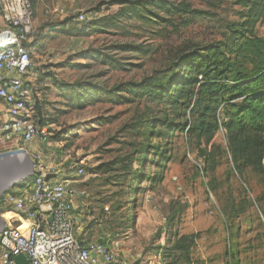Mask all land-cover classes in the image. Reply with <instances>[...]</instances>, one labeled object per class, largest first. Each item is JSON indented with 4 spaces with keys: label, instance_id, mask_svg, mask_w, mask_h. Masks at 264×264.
Listing matches in <instances>:
<instances>
[{
    "label": "rangeland",
    "instance_id": "374dc122",
    "mask_svg": "<svg viewBox=\"0 0 264 264\" xmlns=\"http://www.w3.org/2000/svg\"><path fill=\"white\" fill-rule=\"evenodd\" d=\"M164 1L175 27L153 17L168 18L151 0H31L24 84L51 158L85 193L73 234L111 240L116 264H264V169L235 168L222 130L190 139L181 99L138 95L149 84L175 92L185 50L226 39L242 2ZM254 33L264 36V20ZM109 90L130 100L95 101Z\"/></svg>",
    "mask_w": 264,
    "mask_h": 264
},
{
    "label": "trees",
    "instance_id": "16d2710c",
    "mask_svg": "<svg viewBox=\"0 0 264 264\" xmlns=\"http://www.w3.org/2000/svg\"><path fill=\"white\" fill-rule=\"evenodd\" d=\"M241 2L243 11L237 22L228 25L226 39L185 50L186 54L176 63L185 75L175 92L170 93L167 87L151 90L149 84L138 85V95L152 99L159 95L161 100L170 102L181 99L189 117L183 130L190 139H212L222 130L226 151L234 167L240 172L251 169L261 173L264 169V36H257L254 30L257 23L264 20V0ZM151 4L168 16L165 19L153 13L154 18L171 27L176 26L172 22L175 12L171 4L164 0H151ZM107 63L124 69L122 63L113 59ZM129 100L116 95L113 90L97 93L95 99L114 104ZM37 124L40 128L46 125L43 122ZM95 239L77 240L85 244ZM102 239L111 244L108 238ZM182 240L185 237L179 241ZM183 246L180 244V248Z\"/></svg>",
    "mask_w": 264,
    "mask_h": 264
},
{
    "label": "built area",
    "instance_id": "2783aa9c",
    "mask_svg": "<svg viewBox=\"0 0 264 264\" xmlns=\"http://www.w3.org/2000/svg\"><path fill=\"white\" fill-rule=\"evenodd\" d=\"M0 16L5 24L0 30V100L8 110L1 129L23 144L37 137L47 142L50 135L31 116L30 95L24 84L32 68L31 51L25 43L33 16L31 0H0ZM76 19L83 22L86 15L78 13ZM74 168L77 174L82 173L79 165ZM31 170V190L8 194L2 202L11 207L10 216L19 224L10 226L0 219V264H16L18 254L27 261L23 264H116L111 244L96 239L81 244L73 234L76 218L72 210L85 196L84 191L58 179L56 165L39 154L33 156ZM48 174L55 177L45 180Z\"/></svg>",
    "mask_w": 264,
    "mask_h": 264
},
{
    "label": "crops",
    "instance_id": "0c3cea01",
    "mask_svg": "<svg viewBox=\"0 0 264 264\" xmlns=\"http://www.w3.org/2000/svg\"><path fill=\"white\" fill-rule=\"evenodd\" d=\"M4 27L5 24L0 16V30ZM7 120V106L0 100V171L3 174L1 183H6L0 187V209L6 210L8 207L9 210L3 212V220L10 226H17L19 221L12 219L10 216L12 213L11 207L4 205L2 202L8 194H25L31 190L33 179L31 164L35 154H39L45 162L56 165L59 172L57 174L58 179L65 180L67 183L69 181L65 178L60 162H56L54 157L51 158L48 142H43L38 137L27 144L17 142L14 137L1 129L2 124ZM18 154L21 156H18ZM77 204L78 201L76 202ZM26 222L28 223V221ZM25 224L24 222L21 225L25 226Z\"/></svg>",
    "mask_w": 264,
    "mask_h": 264
},
{
    "label": "water",
    "instance_id": "95a60500",
    "mask_svg": "<svg viewBox=\"0 0 264 264\" xmlns=\"http://www.w3.org/2000/svg\"><path fill=\"white\" fill-rule=\"evenodd\" d=\"M51 177H55V175L48 174V175H46L45 180H48ZM50 220H51V217H49L48 221H50ZM96 241L98 243H103V239L102 238H96ZM107 244H109V242H107ZM14 260H15L16 264H23V263L27 262V261L24 260L23 254H18L17 256H15Z\"/></svg>",
    "mask_w": 264,
    "mask_h": 264
},
{
    "label": "bare ground",
    "instance_id": "6f19581e",
    "mask_svg": "<svg viewBox=\"0 0 264 264\" xmlns=\"http://www.w3.org/2000/svg\"><path fill=\"white\" fill-rule=\"evenodd\" d=\"M18 156H20V154H18ZM17 165H19V164H17ZM6 169H9V168H6ZM2 176H3V174L1 173V171H0V187L1 186H4L6 183H1L2 182ZM1 223V222H0Z\"/></svg>",
    "mask_w": 264,
    "mask_h": 264
}]
</instances>
